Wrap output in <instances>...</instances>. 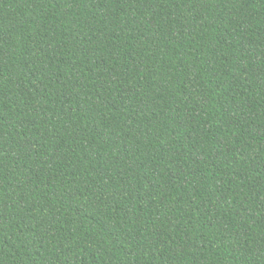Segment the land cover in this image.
Returning a JSON list of instances; mask_svg holds the SVG:
<instances>
[{
	"label": "trees",
	"instance_id": "1",
	"mask_svg": "<svg viewBox=\"0 0 264 264\" xmlns=\"http://www.w3.org/2000/svg\"><path fill=\"white\" fill-rule=\"evenodd\" d=\"M0 264H264V0H0Z\"/></svg>",
	"mask_w": 264,
	"mask_h": 264
}]
</instances>
